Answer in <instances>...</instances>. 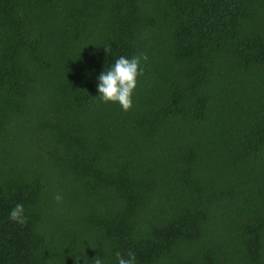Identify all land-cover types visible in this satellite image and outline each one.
I'll use <instances>...</instances> for the list:
<instances>
[{
  "label": "trees",
  "instance_id": "1",
  "mask_svg": "<svg viewBox=\"0 0 264 264\" xmlns=\"http://www.w3.org/2000/svg\"><path fill=\"white\" fill-rule=\"evenodd\" d=\"M139 55L132 108L97 99ZM129 251L264 264V0H0V264Z\"/></svg>",
  "mask_w": 264,
  "mask_h": 264
},
{
  "label": "clouds",
  "instance_id": "2",
  "mask_svg": "<svg viewBox=\"0 0 264 264\" xmlns=\"http://www.w3.org/2000/svg\"><path fill=\"white\" fill-rule=\"evenodd\" d=\"M104 49L107 53L108 48ZM147 59V55L134 56L131 59L125 56L117 58L112 67L104 70L98 76L97 90L99 96L97 99L105 103H118L123 111H129L133 106L132 95L137 87L138 77L143 75L142 61H147ZM54 199L59 203L62 201V196L57 194ZM24 212V205L18 203L10 211L9 218L20 225H24L27 223ZM116 258L118 264H137L136 256L132 251L127 253V258L117 252ZM85 264H88L87 258H85ZM92 264H104V261L97 256L93 259Z\"/></svg>",
  "mask_w": 264,
  "mask_h": 264
}]
</instances>
